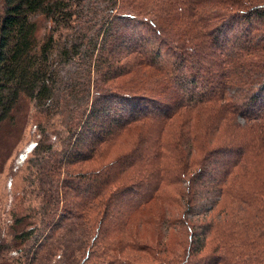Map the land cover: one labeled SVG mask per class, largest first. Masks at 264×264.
Returning a JSON list of instances; mask_svg holds the SVG:
<instances>
[{
  "label": "trees",
  "instance_id": "16d2710c",
  "mask_svg": "<svg viewBox=\"0 0 264 264\" xmlns=\"http://www.w3.org/2000/svg\"><path fill=\"white\" fill-rule=\"evenodd\" d=\"M34 111L45 218L11 264H143L123 255L157 250L137 228L161 230L182 196L184 250L166 239L174 257L151 264L263 253L264 0H0V133Z\"/></svg>",
  "mask_w": 264,
  "mask_h": 264
},
{
  "label": "rangeland",
  "instance_id": "374dc122",
  "mask_svg": "<svg viewBox=\"0 0 264 264\" xmlns=\"http://www.w3.org/2000/svg\"><path fill=\"white\" fill-rule=\"evenodd\" d=\"M147 69L144 70V73ZM150 72H154V70L148 69ZM125 79V78H124ZM123 79V80H124ZM233 95H237V98H242V95L236 91L232 92ZM32 119L27 123L23 129H17L15 127H5L3 131L0 133V256L9 261L11 260L15 262L18 254L17 247L21 249H27L30 247L31 242L22 244L21 240L15 239L17 230H23L24 228H29L34 224H40L45 216L42 212V207L44 204V196L45 189L49 188V185L41 184V180L38 177V172L42 169L44 165L45 157L41 162V166L39 163L41 158L33 151L34 144L39 141V131H36L35 124L37 114L34 111L32 115ZM241 125L245 124V121L242 117L238 119ZM51 128L60 127V119L58 117L50 120ZM122 141V139H120ZM56 147L58 149L54 153L61 154L62 145L55 142ZM117 147H113L110 155H106L104 159H96L93 162L81 163L75 166L74 168H78V170L86 169H94L99 167V165L103 164V162L110 160L115 153H119L123 150L122 142L116 145ZM60 156V155H59ZM39 166V167H38ZM256 172L259 173V170L264 168L263 166H256ZM263 171V170H262ZM43 181H46V178L43 177ZM175 184L172 185L170 190L172 192L173 188L177 192L183 193L185 191V187L187 184ZM135 190H138L137 188ZM185 197H178L175 199L174 203L170 200L168 201L170 207L166 217H172L170 219L167 218L165 220L167 223L161 230L155 229L154 225L144 226V227H135L137 228L139 234L143 238H147L150 242H154L156 244L157 250H155L153 255H149L147 253H137V252H124V257H129L134 261H138L143 264H151L155 262L162 263L160 258L154 259V257L158 256V250L161 258L165 260L173 258V254H164L163 243L167 239L168 243L171 244V248H173L174 252H180L184 250V246L181 248L176 244L183 238L179 232V228L177 223L173 222V218H179L180 215L184 212V204ZM153 205V206H152ZM152 208L154 214H157V207L154 204L149 205ZM182 224L183 220L186 218L184 215L181 217ZM185 222V221H184ZM171 224V226L169 225ZM70 234L67 235L65 231H62L59 235L60 238H64L65 235L72 237L74 236L73 231H68ZM65 234V235H64ZM188 235V233H187ZM56 239V238H55ZM147 240V241H149ZM215 241L210 239L208 243L207 252H211L213 249V244ZM187 243V242H186ZM62 244V243H60ZM68 246L69 253H72L76 248L75 239L68 238V243H63ZM167 252V251H166ZM16 253V254H15ZM23 253V252H21ZM19 253V254H21ZM24 257L21 260V264H28L27 260ZM248 264H264V251L260 253L259 250H255V256L253 260Z\"/></svg>",
  "mask_w": 264,
  "mask_h": 264
},
{
  "label": "bare ground",
  "instance_id": "6f19581e",
  "mask_svg": "<svg viewBox=\"0 0 264 264\" xmlns=\"http://www.w3.org/2000/svg\"><path fill=\"white\" fill-rule=\"evenodd\" d=\"M223 46V45H222ZM225 46V45H224Z\"/></svg>",
  "mask_w": 264,
  "mask_h": 264
}]
</instances>
